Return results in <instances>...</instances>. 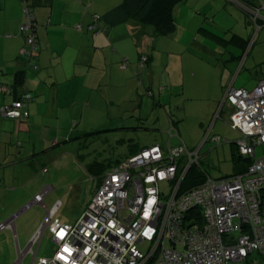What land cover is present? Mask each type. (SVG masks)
Returning a JSON list of instances; mask_svg holds the SVG:
<instances>
[{
	"label": "rangeland",
	"instance_id": "374dc122",
	"mask_svg": "<svg viewBox=\"0 0 264 264\" xmlns=\"http://www.w3.org/2000/svg\"><path fill=\"white\" fill-rule=\"evenodd\" d=\"M228 1L187 0L184 6L175 8L177 29L169 36L136 35L133 38L130 24L127 23V29L123 24L117 26V46L124 54L113 52L115 47L110 48L116 55L114 63L104 65L108 50L101 49L96 61L100 72L99 89L95 90L89 105L86 104L84 113L74 110L76 119L71 121V129H57L51 135L47 127L41 133L37 128L30 134L24 132L19 138L18 128L14 130L0 123V154L18 153L20 156L3 168L6 178L0 183V190H8L7 197L13 204L24 202L17 209L20 210L37 198L33 195L35 191L41 193L47 185L55 188L46 195L50 198L46 204H33L18 215L16 228L19 231L28 230L35 219L44 216L42 224L57 202L60 206L53 218L62 223L75 221L97 191L98 178L91 179L86 165L124 157L137 146L166 145L170 139V117L175 119L179 130V135L171 138L172 145L184 141L188 147L195 148L203 143L197 166L207 176L219 178L235 172L233 154L240 133L230 125L232 105L222 103L226 86L232 81L237 88L251 89L264 77V20L255 21L249 11ZM199 9L204 10L202 15L196 13ZM260 14L264 15V9ZM201 21L205 22L201 26L219 38L199 30ZM123 29L126 32L129 29V35L120 36ZM234 33L245 41L235 40ZM143 54L156 56L160 62L155 64L156 74L151 76L149 71L145 72L141 65ZM64 113L68 117L69 112ZM99 129V133L85 135ZM58 130L74 131L71 140L59 143L62 153L32 155V145L38 137L56 136ZM217 135L221 137L219 143L212 141ZM42 141H36L38 148L50 145L52 140ZM256 154H264V144L256 148ZM26 156L29 157L23 160ZM162 188L169 190L166 184H162ZM238 233L236 231V235ZM55 247L46 227L39 254L49 257ZM177 248L182 251L184 245L179 244ZM249 261H229L228 264H261L260 255L250 254ZM28 262L29 257L26 264Z\"/></svg>",
	"mask_w": 264,
	"mask_h": 264
},
{
	"label": "built area",
	"instance_id": "2783aa9c",
	"mask_svg": "<svg viewBox=\"0 0 264 264\" xmlns=\"http://www.w3.org/2000/svg\"><path fill=\"white\" fill-rule=\"evenodd\" d=\"M23 4L25 21L20 29L27 46L22 53L28 66L38 69L32 63L38 55V23L30 1ZM261 9L264 0L261 7L252 9L255 21L264 20ZM93 18L97 21L99 16ZM96 23L89 29L94 30ZM32 99L26 93L2 106L1 113L27 117L24 108ZM224 100L233 107L230 125L240 133L235 141L238 152L253 157L244 172L207 176L201 184L182 189L201 152L184 141L172 145L171 138L179 131L171 125L166 146L145 147L102 176L75 221L54 219L60 202L54 205L44 226L56 247L37 264H228L248 260L255 252L264 264V154H256V148L264 144V79L251 89L229 88ZM212 140L219 143L221 137ZM164 183L168 191L162 190ZM194 208L202 212V223L187 217ZM179 244L184 250L177 248Z\"/></svg>",
	"mask_w": 264,
	"mask_h": 264
},
{
	"label": "crops",
	"instance_id": "0c3cea01",
	"mask_svg": "<svg viewBox=\"0 0 264 264\" xmlns=\"http://www.w3.org/2000/svg\"><path fill=\"white\" fill-rule=\"evenodd\" d=\"M122 1L49 0L36 4L33 12L38 23L39 53L34 62L39 68L33 70L29 68L22 53L27 46L25 36L20 29L22 22L25 21L23 0H0V84L7 85L11 89L7 93L0 92V117H4L1 115L2 106L14 101L23 91H30L34 96L27 105L29 111L27 119L20 121L4 117V119H0V123L6 124L9 128L14 127V130L18 128L19 138L24 132L30 134L37 128H40L41 133L47 127L51 135H54L57 129L70 128L71 121L76 119L74 110L79 109L84 113L86 104L89 105L95 90L99 89L100 72L96 61L99 52H102L101 49L108 50L104 58V65L110 62L114 63L113 59L116 55L113 52L124 54L117 46L116 28L123 24L126 26L123 28L127 29V24L120 23L110 27L104 17L109 10ZM186 1L179 2L176 7L181 8L187 3ZM232 1L240 9L247 11L243 0H229L228 2L235 4ZM255 1L258 2V0ZM196 13L202 15L204 10L199 9ZM94 15L102 16L99 24L106 28V32H91L89 30ZM201 22H199V30L212 37V32L201 26V24L205 25V22ZM79 24L81 28H78ZM129 29L127 32L123 29L120 36L129 35ZM110 48L114 49L113 52H110ZM155 64L158 65L160 62L156 56H152L148 67L144 68L145 72L149 71L151 76L156 74ZM226 87L227 92L229 88L236 86L232 81ZM65 110L69 112L68 117L64 113ZM138 118L142 119L140 115ZM73 132L58 130L56 136L46 135L47 138L44 139L41 136L38 137L32 145V155L62 153L59 143L65 142L67 139L71 140ZM50 138L52 141L49 140ZM42 140L46 143L51 141V144L38 148L36 141ZM198 146L202 149L203 143ZM11 154H0V183L6 178L3 168L12 165L13 159H20L18 153ZM52 189H55L53 185H47L41 193H38V190L35 191L33 195H43L42 200L36 202L33 198L20 210L17 209L24 202L13 204L14 202H11L7 197L8 190H0V199L2 200L0 202V264H26L27 257H29V264H37V259L45 257V255L39 254V249L46 228L44 225L49 218L48 212L42 224L44 216L35 219L32 226L23 231L16 228V218L27 209V205L46 204L47 199H50L46 198V195ZM3 196H5L4 199ZM2 224L3 227H1Z\"/></svg>",
	"mask_w": 264,
	"mask_h": 264
},
{
	"label": "trees",
	"instance_id": "16d2710c",
	"mask_svg": "<svg viewBox=\"0 0 264 264\" xmlns=\"http://www.w3.org/2000/svg\"><path fill=\"white\" fill-rule=\"evenodd\" d=\"M29 1H30L32 10H33V8L36 4H39L43 1H49V0H32V1L29 0ZM182 1H185V0H123L119 5L112 8L111 10H109L104 15V17L109 22L110 27L116 26L117 24H120V23L130 24V26H131L130 28L133 30L130 32L131 33L130 35L133 38L136 37V35H141V36L149 35V36H154V37L155 36H161V35L169 36V35L173 34L175 32V30L177 29L174 10H175V7L177 6V4L179 2H182ZM262 1L263 0H258V2H256L255 0H243L244 5L247 8V11H249L251 14H252L253 8H257V7L262 6ZM101 17L102 16H99L97 21H95L93 18V20L90 24L97 22L96 23L97 26L94 30L89 29L91 32H100V31L106 32V28L102 27L99 24V21L102 19ZM130 21H134V22L129 23ZM212 35L214 38H217V39L219 38L214 33H212ZM233 36L235 37V40H237V41H241V39H243V41H245L244 38H242L241 36H239L237 34H233ZM135 41L137 42V38L135 39ZM38 53H39V40H38ZM144 56L146 57V59H144ZM37 58H38V55H37ZM37 58L35 60H33L32 62L36 61ZM150 62H151V56L148 54H143L142 58H141V65L143 67H146V64L148 65ZM31 69H33V68H31ZM33 70H37V69H33ZM261 79H264V77L260 78L259 81ZM235 88H237V87H235ZM9 91H11L9 86L0 84V92L7 93ZM26 93H30L32 95V97L34 98L32 92L23 91L15 100L21 99L22 96ZM224 99H225V97H224ZM14 101H12V102H14ZM227 102L229 103L228 100H224L222 104L225 105V103H227ZM28 103H27V105H28ZM7 104H9V103H7ZM27 105L25 106L24 110H27ZM1 115L4 117H7V118L17 119V120L23 121L29 117V111H28L27 117L23 116L21 118L8 117V116L3 115L2 113H1ZM170 118H171V124L174 125V127L178 130V128L175 126V123H177V122L175 121V119L173 117H170ZM229 120H230V118H229ZM100 131H101L100 129L95 130V131H89L85 135L99 133ZM217 136H219V135H217ZM155 144H158L161 146H166L168 143L166 145L159 144V143H155ZM151 145H153V144H151ZM148 146H150V145L134 147V148H132V150H130L129 155H126V156L120 157V158H116L114 160L104 161V162H100V163L97 162V163L87 164L86 169L92 175L91 176L92 180L95 178H98V182H97L98 183L97 188H98L100 185L102 176H104L107 172H109L112 168L117 166L122 161H124V160L128 159L129 157L135 155L140 150H142L143 148L148 147ZM195 148H199V146L195 147ZM199 149L201 152V147ZM235 149H236V152H234V154H233L234 159H235V163H234L235 172L233 174L244 172L253 162V157H251L249 155H242L238 152L236 147H235ZM200 158H201V156H200ZM199 161H200V159H199ZM198 163H200V162H198ZM197 164L193 165L192 168L190 169V171L188 172L187 178L185 179V181L183 183L182 189L191 188V187L198 185V184H201L203 181H205L207 175H206V173H204L200 169V167L197 166ZM45 170H47V168H45ZM233 174H231V175H233ZM226 176H228V175H226ZM222 177H224V176H222ZM164 184L168 185L167 183H164ZM162 190H166V189L162 188ZM193 211H194V214H191V212H193ZM188 213L189 214L187 217L189 219L194 218V219H196L197 222L202 223L203 214L200 211V209L194 208V210H192V209L189 210ZM247 261H249V259Z\"/></svg>",
	"mask_w": 264,
	"mask_h": 264
},
{
	"label": "water",
	"instance_id": "95a60500",
	"mask_svg": "<svg viewBox=\"0 0 264 264\" xmlns=\"http://www.w3.org/2000/svg\"><path fill=\"white\" fill-rule=\"evenodd\" d=\"M28 206H29V205H27L26 207H28ZM5 223H6V222H5ZM5 223H4V224H5Z\"/></svg>",
	"mask_w": 264,
	"mask_h": 264
}]
</instances>
